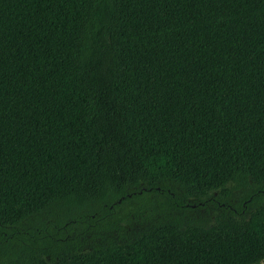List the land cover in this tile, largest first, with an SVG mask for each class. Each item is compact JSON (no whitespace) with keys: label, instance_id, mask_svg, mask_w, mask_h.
Instances as JSON below:
<instances>
[{"label":"trees","instance_id":"16d2710c","mask_svg":"<svg viewBox=\"0 0 264 264\" xmlns=\"http://www.w3.org/2000/svg\"><path fill=\"white\" fill-rule=\"evenodd\" d=\"M250 185L211 224L170 214ZM146 195L121 242L7 236ZM263 262L264 0H0V264Z\"/></svg>","mask_w":264,"mask_h":264},{"label":"rangeland","instance_id":"374dc122","mask_svg":"<svg viewBox=\"0 0 264 264\" xmlns=\"http://www.w3.org/2000/svg\"><path fill=\"white\" fill-rule=\"evenodd\" d=\"M257 188L253 185L242 187H231L229 196L224 200L220 197H212L192 212L173 211L170 214H177L184 219L194 223L211 224L217 215L225 209L231 211L239 209L243 200L253 194ZM158 212L161 214L166 209L162 206L164 202L158 199ZM129 206L123 204V199L94 200L87 206L72 212L69 217L65 214L43 216L41 220L31 219L8 229V239L14 242L13 247L20 249L30 242L37 240L43 241L44 238L55 239L58 243L81 244L84 249L90 248L95 244L105 243L109 240L121 242L128 237L130 232L143 226L142 220L147 217L149 212H143L140 216L137 213L125 218L124 214L129 212H141L148 209L153 210L154 204L151 202L150 195L143 199L132 200ZM134 216L138 217L135 218ZM112 225H109L111 224ZM13 230V231H12ZM40 238L39 237H43ZM18 255V253H15ZM261 264H264L261 263Z\"/></svg>","mask_w":264,"mask_h":264}]
</instances>
